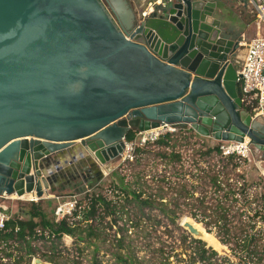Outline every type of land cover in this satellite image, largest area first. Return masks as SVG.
<instances>
[{
    "label": "water",
    "instance_id": "1",
    "mask_svg": "<svg viewBox=\"0 0 264 264\" xmlns=\"http://www.w3.org/2000/svg\"><path fill=\"white\" fill-rule=\"evenodd\" d=\"M139 14L130 0H0V198L41 200L61 183L86 193L129 131L161 125L247 140L264 162V117L236 85L250 15L226 0H159ZM84 154L89 166H74ZM181 227L204 240L191 220Z\"/></svg>",
    "mask_w": 264,
    "mask_h": 264
},
{
    "label": "rangeland",
    "instance_id": "2",
    "mask_svg": "<svg viewBox=\"0 0 264 264\" xmlns=\"http://www.w3.org/2000/svg\"><path fill=\"white\" fill-rule=\"evenodd\" d=\"M130 1L138 12L140 0ZM244 1L247 3L245 12L252 17L248 28L256 34L257 5ZM259 33L264 35V27ZM177 128L169 133L172 136L168 147L157 146L155 141L147 147L135 146L145 148L146 153L137 158L133 153L132 160L124 159L126 156L122 154L103 171V179L86 193L55 191L41 200H29L30 196L0 198V211L8 219L21 221L29 220L36 206L47 221L56 222V208L73 202L75 209L64 218L78 220L73 219L72 214L85 206V198L91 194L100 195L115 205L116 213L112 215L98 207L96 217L88 223L96 232L95 238L82 242L69 236L60 240L30 239L34 255L29 264H34L36 259L53 264L47 261L48 257H52L55 264H123L118 256L137 264H164L165 261L191 264V258L198 261L196 252L201 246L208 254L215 252L209 263L237 264L239 258L245 256L235 249L236 238H243L245 234L240 233L241 224L245 225L246 234L255 238L253 244L264 246V223L254 217L264 203V162L260 160V153L251 147L249 158L233 169L231 165L225 166L222 156L216 152L205 154L208 148H217L221 142L201 137L188 127ZM211 178L217 180V185L211 183ZM139 191L144 193L142 198L154 200L150 207H140L135 200H130ZM224 194H228L227 200L223 199ZM218 205L229 208L226 212L229 236L224 235L223 221L219 220L223 211ZM184 220H191L213 236L222 249L214 250L206 241L189 234L181 227ZM36 231L39 236L41 227ZM2 248L0 244V250ZM16 248L22 249L20 255H25V245ZM9 252L13 253V258L18 256L17 251ZM5 254L0 252V264H14L13 258ZM259 254L255 252V257L247 258L246 262L264 264V258L257 263Z\"/></svg>",
    "mask_w": 264,
    "mask_h": 264
},
{
    "label": "trees",
    "instance_id": "3",
    "mask_svg": "<svg viewBox=\"0 0 264 264\" xmlns=\"http://www.w3.org/2000/svg\"><path fill=\"white\" fill-rule=\"evenodd\" d=\"M243 109L249 113L253 112V109L255 107V102L247 99H244L241 97ZM182 131V129H181ZM137 131L131 130L125 137L126 142H132L135 138ZM172 135L166 134L165 136L160 137L154 144L157 146L162 147H168L170 142V137ZM150 144H147L145 147H147ZM216 149V150H215ZM216 152L218 155L221 156L220 151L217 148H208L205 152L206 155H210L211 153ZM146 153L145 148H135L134 149V156L137 158L140 154ZM173 154V153H171ZM170 154V155H171ZM174 155V154H173ZM176 156V155H175ZM223 162H225L226 165H231V167L237 168L239 162H244L245 160H238L235 158V156H229V157H220ZM137 160V159H136ZM244 175V174H243ZM211 183L213 185H217V180L214 178L210 179ZM218 187V186H217ZM144 193L142 191H139L134 198L131 196L130 200H135L137 204L140 207H150L152 203H154V200L150 197L142 198V195ZM228 194H230L228 192ZM228 194H224L225 200H227ZM85 200L87 203L85 206L80 210L76 211L72 214V218H77L78 220H70L68 218H63L58 222H49L45 219L44 215L42 214L41 210L37 208L36 206L33 207V212L29 215V220L27 221H21V220H12L9 219L4 223V227L0 229V244L3 245V248L0 250L1 253H6V257L13 258V253L9 252V250L17 251L16 257L13 258L14 264H29V259L34 255V251L31 248L29 242L30 239H44V238H53L56 240H60L63 238V236H69L72 238H75L77 241H83L85 239L89 238H95L96 232L94 228L88 224L90 221H92L96 217L97 209L98 207H102L107 215H112L116 213L115 205H112V201L107 200L100 195H94L91 194L89 196H86ZM224 200V201H225ZM127 201L129 199L127 198ZM219 206V205H218ZM122 208V207H121ZM221 208L220 210L223 211L222 214H219V220L223 221L222 228L224 230V235L229 236L230 235V228L228 227V221L226 219V212L229 208ZM164 215L166 214L163 212ZM254 217H258L259 222L264 223V203L261 205L259 211H256L254 214ZM35 220H38L36 222ZM218 220V221H219ZM85 224V225H83ZM41 227L42 233L38 236L36 228ZM240 228V233H245L243 238H236L235 242V249L239 251L240 253H245L244 257L239 258V262L237 264H248L246 262L247 258L255 257V252L260 253L257 255V263H259L262 258H264V246L263 245H255L253 244L255 238L252 235L246 234L245 225L241 224L238 226ZM229 239L225 240L228 241ZM19 245H25V255H20L22 249H17ZM258 249V250H257ZM198 255V261L202 264H211L209 263V260L211 257L215 256V252L211 251L209 254L207 250L203 248V246L200 247L199 251L196 252ZM25 257H28L27 259ZM118 259L123 263L126 264L127 262L130 264H137V261L131 262L126 259H124L122 256H118ZM47 261L50 263H54V259L52 257H48ZM198 261H195L191 258V264H196ZM200 263V264H201ZM164 264H167V261L164 262ZM255 264V263H252Z\"/></svg>",
    "mask_w": 264,
    "mask_h": 264
},
{
    "label": "built area",
    "instance_id": "4",
    "mask_svg": "<svg viewBox=\"0 0 264 264\" xmlns=\"http://www.w3.org/2000/svg\"><path fill=\"white\" fill-rule=\"evenodd\" d=\"M262 1L263 0H247V2L257 5L256 9L259 19L256 25L257 32L255 36L241 43V46L246 49V53L243 65L237 73L236 85L240 97L244 99L248 98L255 102L256 105L252 114L254 116L264 117V35L259 33L261 27H264V4H262ZM158 2L159 0H156V3ZM139 13V17L144 18L148 12L141 11ZM177 127L178 126L173 125H161L148 131H137L132 142L125 141V151L122 156H126L124 159L132 160L135 146L144 147L149 143H154L160 137L175 132L176 129H178ZM217 149L220 151L222 157L226 158L233 155L239 161L248 159L252 152L248 141L243 143L221 142ZM74 205L75 202L65 203L64 206H58L55 211L57 217L56 222L60 221L65 216L68 217L67 215H71L70 212L75 209ZM7 220L9 219L0 211V229L4 227V223Z\"/></svg>",
    "mask_w": 264,
    "mask_h": 264
},
{
    "label": "crops",
    "instance_id": "5",
    "mask_svg": "<svg viewBox=\"0 0 264 264\" xmlns=\"http://www.w3.org/2000/svg\"><path fill=\"white\" fill-rule=\"evenodd\" d=\"M226 1L229 4H231L234 7V9L237 11V13L238 14L240 13L242 17L247 16V14L250 15L249 12H245V9L244 8L247 6V3H245L244 0H226ZM154 4H157L156 3V0H152V1H150V0H140L139 3H138V6H139L138 7V9H139L138 12H141V11H147V12H149L150 11V8ZM250 17H251V15H250ZM254 36H255V33L254 32H251V30H249V28H247V30H246L243 38H244L245 41H248L251 38H253ZM79 151L82 152V150L79 148V146H77V144H75L74 148L71 149V152H64L63 155L58 156L60 162H63V161L69 162L71 160L72 155H74V156L77 155V153ZM85 158H86V155L85 154H84L83 158H81V159L77 157L76 158L77 161L73 165L75 166L76 163L77 164H83L84 163V164H87L89 166V163L87 161H84V160H86ZM66 167L69 168V167H71V165H67ZM8 198H10V197H8ZM11 198H13V197H11Z\"/></svg>",
    "mask_w": 264,
    "mask_h": 264
},
{
    "label": "bare ground",
    "instance_id": "6",
    "mask_svg": "<svg viewBox=\"0 0 264 264\" xmlns=\"http://www.w3.org/2000/svg\"><path fill=\"white\" fill-rule=\"evenodd\" d=\"M247 140H245V142H246ZM28 196H30V198H28L29 200H36V199H34L31 195H28ZM192 222V221H191ZM193 223V222H192ZM194 224V223H193ZM194 226L198 229V230H200L202 233H203V235H204V237L205 238H203L206 242H207V244L210 246V247H212L214 250H220V249H222V245H220L217 241H216V239L213 237V236H211L210 234H208V233H206V232H204V230H202V228H200L198 225H196V224H194ZM68 240V239H67Z\"/></svg>",
    "mask_w": 264,
    "mask_h": 264
},
{
    "label": "flooded vegetation",
    "instance_id": "7",
    "mask_svg": "<svg viewBox=\"0 0 264 264\" xmlns=\"http://www.w3.org/2000/svg\"><path fill=\"white\" fill-rule=\"evenodd\" d=\"M97 173L96 171L92 174L91 177H89V181H94L96 178H97ZM72 181V180H71ZM73 182H77V181H73ZM68 185L66 183H61V184H58V185H55L54 187V191H58V192H61V191H65V190H68L67 189Z\"/></svg>",
    "mask_w": 264,
    "mask_h": 264
}]
</instances>
